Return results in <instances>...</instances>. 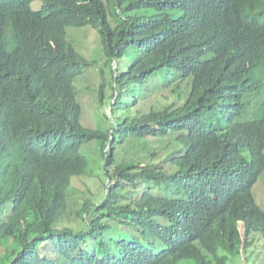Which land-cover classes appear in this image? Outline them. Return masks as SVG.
<instances>
[{
    "label": "trees",
    "instance_id": "16d2710c",
    "mask_svg": "<svg viewBox=\"0 0 264 264\" xmlns=\"http://www.w3.org/2000/svg\"><path fill=\"white\" fill-rule=\"evenodd\" d=\"M34 1L0 0V264H264L253 194L264 174V0ZM89 24L111 67L98 93L103 104L110 89L107 130L82 124L73 87L90 61L68 28ZM132 139L167 143L140 165L116 151ZM94 140L107 193L76 228L62 214ZM141 187L143 202L124 204ZM125 225L145 241L113 229ZM89 238L109 254L85 250Z\"/></svg>",
    "mask_w": 264,
    "mask_h": 264
},
{
    "label": "rangeland",
    "instance_id": "374dc122",
    "mask_svg": "<svg viewBox=\"0 0 264 264\" xmlns=\"http://www.w3.org/2000/svg\"><path fill=\"white\" fill-rule=\"evenodd\" d=\"M42 4V0H35L32 7L35 10H39ZM111 7L114 8L113 5ZM114 18L113 14H111V22L113 24L115 23ZM67 39L78 52L90 61V64L84 66L83 73L79 75L73 83L74 90L76 91V99L82 107V124L88 127L107 130L113 122L110 117V89L107 88L103 104L99 102L98 98L100 80L102 79L100 74L101 68L105 69L104 77L107 78V82L111 80V67L105 64L106 53L102 31L91 24L84 27H70L68 28ZM155 81H157L156 78L153 80V83ZM153 100L154 98H152L151 95H147L141 103L142 107H148L153 103ZM164 141H167V139H164ZM131 143H136V140L132 139L116 145V151H118L119 157L121 159H123V157L129 159L131 158L130 156H133L138 164L143 165L153 160L149 153L152 148L154 149L155 147L165 145L167 142L163 143L161 139H154L150 142L142 143L140 148H138L136 144L131 145ZM102 145V140H94L82 147L81 151L87 156L88 166L83 175L72 178V183L67 191L68 210L62 214L63 218L66 219L67 225L70 224L76 228H83L86 219L92 216L90 210L88 213H85L84 208L88 204L95 206L97 203L102 202L107 193L109 179L105 172V158ZM171 150L175 151L173 145ZM145 189L141 187V190H127L125 192L124 204L132 200H138L139 203H142L144 200L143 191H145ZM253 194L256 202L264 210V174L254 185ZM119 219L122 220V218ZM125 227V230L119 226H114L113 229L118 230L124 240L130 238L131 232L143 237V234H141L137 228L126 225ZM178 231L187 232L180 228H178ZM107 236V245L110 246L112 250H115V254L118 255L120 251L119 242L113 241L111 237L115 236L118 238L120 234L112 230ZM143 240L145 241L144 237ZM84 249L98 255L100 258H104L109 254L108 251L98 246L95 239L89 238ZM111 249L110 253H112ZM179 264L196 263L190 261L186 263L180 262Z\"/></svg>",
    "mask_w": 264,
    "mask_h": 264
}]
</instances>
